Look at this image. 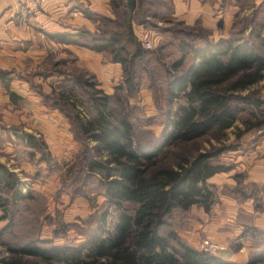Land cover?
I'll return each instance as SVG.
<instances>
[{"label":"trees","instance_id":"16d2710c","mask_svg":"<svg viewBox=\"0 0 264 264\" xmlns=\"http://www.w3.org/2000/svg\"><path fill=\"white\" fill-rule=\"evenodd\" d=\"M142 2L148 8L141 13ZM110 4L114 19H103L124 28L123 33L100 26L93 34L80 29L56 32L51 38L63 45L108 52L111 61L121 65L126 86L132 88V69L147 53L134 33L133 23H147L146 19L157 11L150 10L151 0H110ZM83 14L92 18L90 12ZM178 24L187 28L186 32H179L186 39L179 44L183 49L182 59L192 49L194 62L180 72L177 70L181 61L173 64L165 89V119L158 137L140 142L132 119L126 115L116 118L110 110L112 96L83 75L76 77L81 89L87 90L83 101L71 86L58 92V102L71 105L77 135L83 147L90 151L77 160L82 165L79 172H83L79 182L83 184L92 175L98 176L97 184L108 206L96 217L80 244L46 245L34 239L18 245L5 243L7 255L0 259L1 264H237L192 247L176 229L165 234L161 230L170 225L169 218L176 211L187 212L194 205L210 211L214 192L208 179L231 169L216 158L234 149L226 146L224 140L225 131L234 125L238 113L247 110L248 117L242 118L247 126L264 124V99L254 90L242 95L264 80V51L246 39L233 38L204 40L203 47L194 48L196 39H205L204 30ZM175 32L174 36H179ZM4 85L14 98L8 84ZM209 134L218 145L205 150L182 149L179 154L171 152L173 147L194 143ZM18 137L25 140L27 147L45 149V142L32 134ZM170 155L172 159L165 161ZM70 171L75 174L72 167L68 168ZM238 176L241 178V174L235 175L239 183ZM18 185L14 173L0 162V211H7L9 206L5 190L12 193L14 204L33 199L31 192L23 194ZM236 190L243 192L241 186ZM110 207L117 213L108 226ZM2 236L0 230V239ZM263 261L264 247L254 255L249 254L246 264Z\"/></svg>","mask_w":264,"mask_h":264},{"label":"rangeland","instance_id":"374dc122","mask_svg":"<svg viewBox=\"0 0 264 264\" xmlns=\"http://www.w3.org/2000/svg\"><path fill=\"white\" fill-rule=\"evenodd\" d=\"M151 1L153 6L150 10L157 11V13L147 18V23H133V29L141 26L149 33L143 37L144 42L142 41V47L144 46L143 48L147 52L146 56L143 60H139L132 69V88L126 86L119 63H117L119 70L115 67L107 68L109 67L108 63H113L108 52L93 53L88 56L84 54L86 50H89L85 47L73 45L86 50L75 49L76 47L64 46L51 39L53 33L63 31L77 32L80 29H85L93 34L100 26H105L109 31L123 33L124 28L116 27L109 22L105 23L103 18L114 19L112 11L109 16L91 12L92 18L84 23L77 24L69 20L68 24L72 27L64 25L67 23L66 16L69 11L60 13L57 16L59 23L56 27L46 28L47 31L45 28L32 30V58L26 57L20 65L19 71L15 67L16 61L8 70H0V76L6 80L5 83L8 84L9 91L16 94V99L21 100V102L17 101L18 103L13 102L15 106L22 104L29 93L28 90H11L10 81L19 77L27 82V89L29 88L32 92V105L39 106L32 107V116L38 117L44 112L47 114L54 112L57 117L64 120L65 124L63 122L60 126L67 134L63 136L61 143L52 141V146H49L37 128V124H32V126L23 123L8 125L1 122L0 125L5 130L3 140L10 150L7 149L3 152L0 162L14 173L21 192L23 194L31 192L33 199L14 204L12 203V193L4 191L9 206L7 211H0V230L3 232L0 239V259L7 255L5 243L18 245L29 239H34L46 245L80 244L85 240L86 232L93 227L96 217L108 206L103 191L97 184L99 183L98 176L92 175L83 184L79 182L81 179L79 177L83 176V172H79L82 165L77 160L84 154H90V151L83 147V143L77 135L78 128L74 125L71 105L58 102L57 99L58 92L67 90L68 86L73 88L74 94L81 101L85 99L87 90L81 89L78 85L77 76L83 75L89 81H94L96 87L112 96L110 110L113 115L116 118H121L123 115L130 117L134 124L136 138L140 142H147L159 136L167 109L166 83L174 69L173 62L182 60L183 49H178V42L186 41L181 35L182 33L179 32H186L187 28L173 20L170 0ZM141 6H143L140 9L141 13L148 8L145 2H142ZM120 7L122 9L124 6ZM83 10L86 9L82 7V13ZM244 21L246 22V20ZM175 30L179 36H174ZM146 37L150 38L149 48L145 47L144 39ZM255 42L254 45L261 47V40L256 39ZM17 63L19 62L17 61ZM188 63L187 56L178 71L184 70ZM263 87L264 81H260L252 85L249 90H245L242 95L249 94L251 90H254L262 98ZM10 98L14 100L13 97ZM56 107L67 114H62ZM238 117L239 119L248 117L247 110L240 111ZM251 121L253 120L251 119ZM259 126L242 125L240 120L236 121L234 127L225 131L224 140L226 146H233L234 149L222 152L216 158L217 161L227 164L231 168L235 167L238 160L236 151H248L264 141L262 136L252 138V132ZM10 128L15 132H9ZM23 133L32 134L35 138L43 140L45 149L42 148L38 151L27 147L25 140L18 137ZM88 145L91 146L92 142ZM211 145H218V143L209 134L194 143L173 147L171 152L179 154L182 149L205 150ZM172 157L173 155H170L165 161L169 162ZM75 165L77 166L75 167ZM69 167L75 170V174L71 171L68 172ZM231 174L232 185L228 181L212 185L214 203L209 212H204L198 205L192 206L187 212L176 211L169 218L170 225L162 228L161 233L165 234L167 230L173 228L185 240L181 234L186 235V232L193 231V228H197L199 231L205 229L207 234L197 231L198 236L202 234L199 248L202 240L208 239L204 238L205 236H212L220 241L221 245H225L235 252L240 247H247L248 255H254L259 248L264 247V233H259V231L264 232V184L253 187V184L248 182L246 170L242 172L235 170ZM237 174L243 175L242 182L236 181L235 175ZM238 179H240L239 176ZM240 186H245L242 188L244 194L236 190ZM225 196L232 197L235 203L230 206L223 204L221 198ZM246 196L253 198H246ZM109 212L108 226L114 222L117 211L110 207ZM5 217L8 219H4Z\"/></svg>","mask_w":264,"mask_h":264},{"label":"crops","instance_id":"0c3cea01","mask_svg":"<svg viewBox=\"0 0 264 264\" xmlns=\"http://www.w3.org/2000/svg\"><path fill=\"white\" fill-rule=\"evenodd\" d=\"M170 1L174 21L182 22L196 30H204L205 39H196L194 48L203 47L205 44L204 40L216 42L219 39L227 38H233L236 40L246 39L255 44V40L257 39L261 40V48L264 51V0ZM82 7L83 9H86L83 10V12L103 13V15L106 16H109L112 11L110 0H0V70H8L16 61L15 67H17V71H19L23 60L26 57L32 58V30H37V28L51 29L52 27H56L59 23L57 21V16L60 13L69 11V14L66 16L67 23L64 24L67 27H72L68 24L69 20H72L77 24L89 20V18L81 12ZM244 20H246V22ZM45 31H47V29ZM134 33L142 42L143 37L145 35L147 36L149 32L147 33L146 30L142 29L140 26V28H134ZM144 40L149 42L150 38L146 37ZM179 42L178 49L180 50ZM70 47L76 46L70 45ZM78 48L80 47L77 46L75 49ZM93 53L98 54V52L90 50L84 52V54H87L88 56H91ZM187 56L189 58L188 66L194 62L193 50L191 49L181 60V65L178 70L181 68L182 62ZM17 61L19 63H17ZM178 61L179 60L175 62ZM175 62H173V64ZM108 66L109 67L107 68L115 67V69L119 70L117 63L110 62L108 63ZM263 81L264 80L261 82ZM5 82L6 80L0 76V124L1 122H5L8 125L23 123L27 126H32V124H37V128L43 134V138L49 146H52V141L61 143L63 136L67 135L60 126L64 120L61 117H57L54 112L48 114L44 112L43 114H39L38 117L36 115L32 116V107L35 108L39 106L35 104L32 105V92L29 88L27 89V82L19 77H15V80L10 81L11 90H28L29 93L22 104L15 106L13 102H21V100L15 98L16 94L14 100L10 98L4 85ZM262 98H264V91H262ZM239 120L243 125L244 122L242 121V118H238L236 121ZM236 121L232 127L235 126ZM9 132L12 133L15 131L10 128ZM4 135L5 130L3 126L0 125V158H3L2 154L4 151L7 149L10 150V147H6V144L4 143ZM236 152V156L238 157L236 166L232 167L227 172L216 173L208 179V183L211 185H217L221 183V181L230 182L233 178L231 174L232 171L235 172L236 170L242 172L246 170L248 173V182L253 184V187L258 184H264V141H261V143L248 151L238 150ZM243 178V175H241L240 182H242ZM229 184L232 185V182ZM242 188H245V186H242ZM240 193L244 194L243 192ZM225 197L221 198V201L226 206L235 203L232 197L230 198L227 196V199ZM246 198L253 197L246 196ZM229 220L232 221L231 218H229ZM197 231L204 234L206 233L205 229L199 231L197 228H193V231L186 232V235L181 234L185 241L195 248H199L201 241L200 236L202 235L200 234L198 236ZM204 238H208L222 246V249L218 252L219 257L233 261L237 264L247 263V247H240L239 250L235 252L230 250L227 246L221 245L222 243L212 236H205Z\"/></svg>","mask_w":264,"mask_h":264},{"label":"built area","instance_id":"2783aa9c","mask_svg":"<svg viewBox=\"0 0 264 264\" xmlns=\"http://www.w3.org/2000/svg\"><path fill=\"white\" fill-rule=\"evenodd\" d=\"M145 47L146 48L150 47V43L148 41L145 42ZM251 135H252V138L257 137V136H262L264 139V125H261L255 128V130L252 132ZM200 248L206 252L217 255V253L222 249V246H220L218 243L214 241L204 239L201 242Z\"/></svg>","mask_w":264,"mask_h":264}]
</instances>
